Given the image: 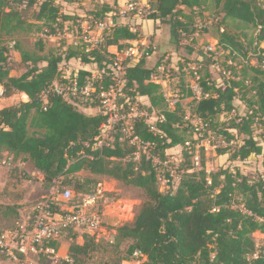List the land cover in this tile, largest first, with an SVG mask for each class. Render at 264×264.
<instances>
[{
    "label": "trees",
    "instance_id": "obj_1",
    "mask_svg": "<svg viewBox=\"0 0 264 264\" xmlns=\"http://www.w3.org/2000/svg\"><path fill=\"white\" fill-rule=\"evenodd\" d=\"M152 1V14L147 20L169 28V41L173 47L193 37L192 15L196 10L202 13L209 3L221 15L224 32L218 34L217 43L229 59L235 61L232 52H241L244 45L249 49L254 45V51L258 49L260 55L253 58L254 66L243 65L237 80L234 79L236 77L228 81L211 80L210 61L209 64L204 62L199 71H204V75L199 83L208 93L207 98L195 100L185 87L181 91L191 98L189 116L204 122L207 131L227 142L235 136L242 137L241 144L235 149H219L218 155L230 153L232 161L241 163L257 156L264 172V151L253 135L254 127L264 124V68H261L264 47L259 48L264 44V3L257 0H154L152 4ZM21 5H24V11L19 10ZM181 6L189 9L190 13H184ZM33 7L37 9L33 11L34 22H31L26 19L25 11ZM112 12L113 7L105 3L92 17L102 20ZM71 19L61 13L54 0H0L2 98L8 99L17 94L28 98L0 109V159H20L29 164L33 172L42 175L47 190L53 185H58L60 191L71 186L75 197L94 194L98 185L95 179L75 177L82 171L139 188L144 194V201L134 220L116 228L112 243L83 236L79 244L77 234L71 231L64 234V238L69 239L67 253L74 264H84L86 259L98 253L106 254L105 264L140 261L142 258L145 261L140 264H264V243L257 246L251 237L255 232L264 234V176L253 180L242 175L238 169L229 168L215 173H206L204 168L194 171L192 147L186 146L191 135L195 134L193 126L184 120L186 113L180 104L174 109L166 107L161 86L150 80L161 65L158 61L154 67H146V59L154 51L152 47L149 46L137 62L127 60L120 102L125 98L145 97L148 105L138 103V107L149 113L157 111L163 116L162 121L151 126L143 120H136L133 129L142 143L153 144V153L161 163L170 160L172 155L169 150L177 146L182 148V161L177 167L182 173L175 191H159V173L162 169L164 172L162 166L156 169L145 156L137 162L126 161V157L136 151V146L129 144L121 133L114 135L110 147L93 148L101 132L100 126L105 121L96 99L83 102V107L97 110L91 115L60 96H48L46 103L42 102L41 93L61 77L62 69L70 62L91 65L95 72L101 74L103 82L100 86L106 88L113 72L114 58L108 48L115 46L119 51L140 39V32L134 28V19L122 22L115 15L112 26L103 34L99 48L88 53L83 48L68 45L60 53L46 56L32 57L21 53L25 71L19 76H10L12 66L8 58L9 49L4 45L5 39L13 40L19 34L30 33L55 36ZM226 20L250 27L255 32L254 36L246 39L244 35L237 39L224 25ZM37 47L43 49L42 39H39ZM229 68L234 69L228 67L226 70ZM250 71L252 75H249ZM75 73L80 84L91 75L90 71L81 68ZM245 83L251 84L250 91L254 92L250 100H245V114L236 115L228 124L219 123L220 115L232 111L235 114L234 100L239 95L241 101L244 99L245 93L241 95L240 92L246 88ZM2 195L13 201L20 199L6 192ZM19 207L7 205L2 215L6 218L13 215L14 218L10 217L12 222H21L17 211ZM135 253L139 257H134Z\"/></svg>",
    "mask_w": 264,
    "mask_h": 264
},
{
    "label": "built area",
    "instance_id": "obj_2",
    "mask_svg": "<svg viewBox=\"0 0 264 264\" xmlns=\"http://www.w3.org/2000/svg\"><path fill=\"white\" fill-rule=\"evenodd\" d=\"M117 11L116 15L122 22L129 18L147 21V18L152 14L151 0H124L123 5L119 6ZM112 21L113 17L110 27ZM210 24L211 21L193 25L195 36L207 30V26ZM109 26L102 20L90 17L85 23L73 25L72 28L63 24L58 35L66 39L68 46L83 48L88 53L99 48L103 34L110 28ZM223 32V27L219 26V33ZM42 36L48 38V36ZM182 36L184 35L182 34ZM14 45L15 42L11 41L9 48H13ZM148 46L146 42H135L130 47L117 51L112 59L113 72L106 88L100 86L103 81L98 72H91V75L86 77L82 84L79 83L76 76L72 77L62 73L57 81H54L41 93L40 98L43 103H46L48 96H60L67 100L73 98L81 102L96 99L100 104L105 121L100 126L101 132L96 138L93 148L110 147L114 135L117 132L121 133L129 144L136 146V151L128 155L126 161L137 162L142 156H145L146 160H150L156 169L157 166H162L164 173L159 176L158 181L169 185L175 182L177 185L170 188L175 191L180 181V175L170 166L173 158L171 157L169 161L161 163L153 153V144L142 143L133 129L136 120H143L151 126L157 121H162L163 116L157 111L149 113L145 109H140L138 98H125L122 103L120 102V99L123 98L121 90L124 86L127 60L137 62L146 53ZM217 46L218 43L216 42L214 48L210 45L203 47L201 49L202 59H198L197 63L186 69V75L191 77V81L185 88L190 91L192 99L199 100L208 97V93L203 91L199 83L201 79L199 71L203 67L204 58L210 61L209 68H218L219 50L222 49ZM259 55L258 49L254 51L252 47L249 49L247 45H244L241 52H232V56L239 59L240 63L251 66H254L253 58ZM227 64L230 67L235 66L231 59L228 60ZM262 68H264V62H262ZM169 74L170 70L167 65L161 64L151 75L150 80L161 86L162 81L169 79ZM222 74L229 80V71L223 70ZM0 97H2V90H0ZM163 99L168 109H174L180 102L178 96L170 92L163 93ZM185 119L187 120V117ZM188 119L189 122H187L193 126L197 139L202 143L205 142V144H201L205 149L209 147L212 141H215L213 148L233 147V140L227 142L223 138L211 134L200 119L194 116H189ZM186 146H189V143H186ZM11 161L10 157L1 158L0 169L8 168ZM207 183L210 184L209 179H207ZM98 199L99 195L96 193L75 197L72 190L60 191L58 185H53L35 203L30 217L26 221H13L7 228L0 229V264H74L68 256L67 246L61 242L64 234L69 231L78 235L77 243L79 244L82 243L83 236H90L96 241L104 240L112 243L115 230L108 232L104 226L105 214L96 206ZM56 207L59 209L55 210ZM54 243L57 244L56 247L53 246ZM134 257H139V255L135 253Z\"/></svg>",
    "mask_w": 264,
    "mask_h": 264
},
{
    "label": "rangeland",
    "instance_id": "obj_3",
    "mask_svg": "<svg viewBox=\"0 0 264 264\" xmlns=\"http://www.w3.org/2000/svg\"><path fill=\"white\" fill-rule=\"evenodd\" d=\"M54 1L55 3L57 2V5L60 6L61 13L63 15H68L72 18L70 22L64 23L66 27L72 28L73 25L85 23L90 17H92L93 13L100 11L105 3L109 1L110 3H113L114 0H71V2H68L66 0ZM257 1L261 4L264 3V0ZM36 9V7H33L32 9L25 11V16L28 21L34 22L32 19L33 11ZM117 9L118 6L113 7V12L106 14L103 17L102 21L108 26L110 25L112 17H114L118 13ZM19 10L24 11V5H21L19 7ZM185 13H190V10L186 9ZM192 16L194 25L196 23H208V21H211V24L207 26V30H204L205 32L198 33L197 36H195L194 34L191 39L189 37L186 40H183L176 47H173L168 40L170 38L169 28L161 24L154 27V31L156 29H161V31L158 33L159 38L158 41H156L157 43L154 40V36H151L152 45L150 44L151 42L148 41V39H145L146 45H149L152 48L155 46L157 48L156 51L154 50L155 54L152 57V59H154L153 62L157 63L159 61L160 64L167 65L168 69L170 70L168 87L171 93H175L178 96L180 100L179 104L182 106L184 112L186 113L187 120L184 119L186 122L189 120L188 112H190V98L186 97L184 95V92L181 91L182 87H185L188 82L191 81V77L189 75H186V69L189 66H192L194 63H197V60L202 57L201 49L203 47L210 45L212 48H214L216 42H218V34H220L219 26L223 27L220 20L221 15L218 14L209 3L206 5V9L204 8V11L202 13L196 10L195 14H193ZM72 22H74L75 24H72ZM224 25L231 34L236 36L237 39H240L244 35L246 39H248L251 35L254 36L255 33L252 29H250V27L245 28L238 23L231 22L230 20H226L224 22ZM70 28L68 29L71 30ZM207 36H209L213 40L209 39V37ZM13 38V40H4V45H6L9 49L8 58L12 66L10 76H19L25 71V64L21 62V53L29 54L32 57L46 56L49 53H60L68 45L66 39L62 38L58 34L55 36L44 38L42 34L30 33L19 34ZM39 39H42V50H39L37 47ZM192 39L193 41H191ZM11 41H14L17 46L15 45L13 48H9V43ZM217 47L220 46L218 45ZM263 47L264 44H261L259 46V48ZM189 50H191L192 52L190 53ZM223 54V51L219 50L218 68H212L213 71L210 74L211 80L228 81L226 77H223L224 75L222 74V72L223 70H226V68L230 67L227 64L229 58L226 54ZM203 60V63L206 61V64L208 63V60L206 58H204ZM234 63L235 66H232L234 67V69L229 68V70L226 71H229L230 73L229 79H233L234 77H236L234 79L237 80L241 75L243 64L239 62V59H236ZM199 74L202 77L204 75V71L199 72ZM249 75H252L251 71ZM221 88H225V86H222ZM250 88L251 84H246V88L243 89L242 92H240L241 95L242 93H245L243 95L244 99L241 101V96L239 95V97L234 100L235 114L234 111H232V113L230 114L220 115L218 117L219 123L228 124V121L236 117V115L239 116L245 114L247 109L245 100H250L252 95H254V92L250 91ZM19 101H24V98L21 97L20 94L14 95L8 99L0 97V109L10 106ZM70 101L77 104L81 109H85V107H83V102L73 98L70 99ZM253 135L264 151V124H258L257 126H255ZM189 140V146L187 147H192L191 163L193 165L194 171H198L201 168H204L206 170V173H215L221 169L229 168L235 171L238 169V171L242 175H245L246 177L253 180L264 176V172L260 166V158L257 156H251L243 163L232 161L230 159V153H227L225 155H218L217 151L222 148H213L215 141H212L209 147L205 149L201 146V144H205V142L203 141L202 143L201 141L197 140V135H191ZM241 140L242 137L235 136V138L233 139L234 145L231 150L240 145ZM170 153L172 155L171 157L173 158L171 160L170 166L178 175H181L182 172H180L177 167L179 162L182 161V148L178 147ZM163 173V169L160 170L159 176L163 175ZM75 177L79 179L91 178L97 181L98 185L94 194H98L99 199L96 200V206L99 207V209L105 214L104 226L108 229V232L116 230V228L121 225L131 223L140 210L144 201L143 191L139 188L124 185L121 182L107 177L92 176L83 171L77 173ZM176 185L177 184L175 182L171 185L159 182L158 188L160 192L166 193L171 188V186ZM66 189L71 190L72 187L66 186ZM46 191L47 189L44 187L43 178L38 179V175L31 170L30 165L22 162L20 159L11 161L8 168L0 169V208L4 209V207H6L8 204L19 205L21 203L20 206L22 208L18 217L21 218L22 222H24V220L26 221L30 217L35 203L46 194ZM3 192H6V194L10 195L11 197L15 196L20 199H16L15 201L10 202L6 198H1V194ZM1 215L2 211L0 210V228L9 226L12 222V218L10 217H12L13 215L9 216V218L7 217V219H3V216ZM251 237L257 244V246H260L264 243V234L260 232L253 233ZM102 241L104 240H101L100 242ZM61 242L64 244V246H68L69 239L63 238ZM106 261V254L103 255L101 253H98L93 255L90 259H86L84 264H105ZM143 261H145V258H142L140 261H123L121 264H140Z\"/></svg>",
    "mask_w": 264,
    "mask_h": 264
},
{
    "label": "crops",
    "instance_id": "obj_4",
    "mask_svg": "<svg viewBox=\"0 0 264 264\" xmlns=\"http://www.w3.org/2000/svg\"><path fill=\"white\" fill-rule=\"evenodd\" d=\"M57 3V2H56ZM124 3V0H117L116 1V3H114V1H113V3H110V1L109 2H107V4H109L110 6H113V7H115V6H122V4ZM180 9L185 13V10L187 9V8H185L184 6H181L180 7ZM156 26H159V23L158 22H153L152 20H147V21H144V20H136V19H134V28L136 29V30H138L139 32H140V39L138 40V41H134V42H132V43H135V42H145L146 40L145 39H148V41H150L151 43V45H152V38H151V36H154V40H155V42L156 41H158V33L161 31V29H156L155 31H154V27H156ZM207 37H209V36H207ZM209 39H211V40H213L212 38H210L209 37ZM169 40V39H168ZM157 43V42H156ZM155 43V44H156ZM154 48V50L156 51V47L154 46L153 47ZM117 51H118V49H117V47H115V46H111V47H109L108 48V52L109 53H111V54H116L117 53ZM155 51H153V53L146 59V67L147 68H152V67H154L155 66V62H153V60L154 59H152V57H153V55L155 54ZM174 55V54H173ZM173 60V59H172ZM136 61H134V60H132V63H135ZM84 69V70H86V71H90V72H95L93 69H92V66L91 65H84V64H81V63H79V62H70V64H68V66L66 67V68H63V73H65V74H67V75H69V76H72V77H74V76H76L75 74V72L77 71V69ZM209 71H210V74H211V72L213 71V69L212 68H209ZM0 90H1V88H0ZM161 91L163 92V93H171V91H170V89H169V87H168V80H166V81H162V85H161ZM20 96L21 97H23L24 98V101H27L28 100V98H27V96L26 95H24V94H20ZM191 99V98H190ZM138 101H140V103L142 104V105H148V100H147V98H145V97H141V98H138ZM86 114H89V115H91V114H95V112H96V110L95 109H92V108H85V109H82ZM178 148V146L177 147H175V148H173V149H171V150H169L170 152H172L174 149H177ZM37 175H38V179H40V178H42V175L40 174V173H38V172H35ZM3 197V195L1 194V198ZM4 198V197H3ZM7 199V198H6ZM8 201H10V202H12L13 200H10V199H8ZM19 204V203H18ZM9 205V204H8ZM11 205V204H10ZM19 205H21V203L19 204ZM21 206L17 209V211H18V213H20L21 212ZM0 210L1 211H5V207H4V209H1L0 208ZM1 216H3V215H1ZM3 219L5 218V219H7L6 217H2ZM25 221V220H24ZM12 223V222H11ZM10 223V224H11ZM10 226V225H9ZM8 226H6V227H1L0 229L2 230V229H5V228H7ZM79 242H81V240L79 241Z\"/></svg>",
    "mask_w": 264,
    "mask_h": 264
}]
</instances>
